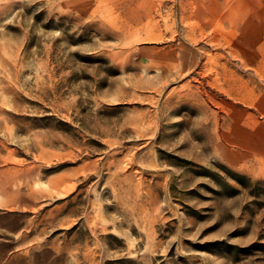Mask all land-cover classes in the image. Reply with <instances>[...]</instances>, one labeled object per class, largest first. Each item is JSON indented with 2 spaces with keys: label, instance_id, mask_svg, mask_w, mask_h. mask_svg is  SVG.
Segmentation results:
<instances>
[{
  "label": "rangeland",
  "instance_id": "374dc122",
  "mask_svg": "<svg viewBox=\"0 0 264 264\" xmlns=\"http://www.w3.org/2000/svg\"><path fill=\"white\" fill-rule=\"evenodd\" d=\"M0 264H264V0H0Z\"/></svg>",
  "mask_w": 264,
  "mask_h": 264
}]
</instances>
